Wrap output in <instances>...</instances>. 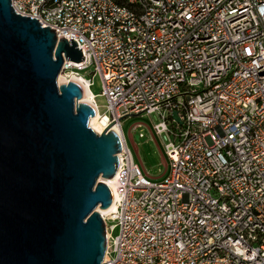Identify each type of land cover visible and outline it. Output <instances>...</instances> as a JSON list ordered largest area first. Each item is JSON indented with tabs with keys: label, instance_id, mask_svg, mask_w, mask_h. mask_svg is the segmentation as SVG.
<instances>
[{
	"label": "built area",
	"instance_id": "2783aa9c",
	"mask_svg": "<svg viewBox=\"0 0 264 264\" xmlns=\"http://www.w3.org/2000/svg\"><path fill=\"white\" fill-rule=\"evenodd\" d=\"M12 4L59 40H76L85 59L65 58L61 74L89 89L82 72L99 75L106 111L95 94L91 105L121 129L105 261L264 264V0ZM134 114L154 115L153 136H173L160 181L129 146L122 120Z\"/></svg>",
	"mask_w": 264,
	"mask_h": 264
},
{
	"label": "water",
	"instance_id": "95a60500",
	"mask_svg": "<svg viewBox=\"0 0 264 264\" xmlns=\"http://www.w3.org/2000/svg\"><path fill=\"white\" fill-rule=\"evenodd\" d=\"M81 49L0 0V264H108L99 208L123 145L114 124L92 129L78 83H59Z\"/></svg>",
	"mask_w": 264,
	"mask_h": 264
},
{
	"label": "rangeland",
	"instance_id": "374dc122",
	"mask_svg": "<svg viewBox=\"0 0 264 264\" xmlns=\"http://www.w3.org/2000/svg\"><path fill=\"white\" fill-rule=\"evenodd\" d=\"M87 79H91L93 84L91 85V91L96 95V101L99 105V110L103 113L106 111V98L102 96L103 84L99 75H93L91 71L82 72ZM159 122L155 119L154 115H138L126 117L122 120V127L125 135L128 138V143L131 150L134 153L135 160L140 163L144 172L148 173L149 177L153 180L160 181L164 178L166 172V161L162 154L166 150V144L173 141V136L163 134L162 136L156 134L153 136L149 126L154 127V124ZM142 123L139 128L133 131L135 135V141L131 138V127L134 124ZM143 132L144 137L138 138L137 136ZM167 154V153H166ZM111 221L109 224H113ZM120 229L116 227L112 231L113 239L118 236ZM112 257H115V253L112 250Z\"/></svg>",
	"mask_w": 264,
	"mask_h": 264
},
{
	"label": "bare ground",
	"instance_id": "6f19581e",
	"mask_svg": "<svg viewBox=\"0 0 264 264\" xmlns=\"http://www.w3.org/2000/svg\"><path fill=\"white\" fill-rule=\"evenodd\" d=\"M70 80L78 83L82 87L84 95H83V98L81 99V101L85 102V103H88V104H94V101H93L94 100V93L89 89L88 81H86L83 78H80V77H78L76 75H72V77L69 78L65 74H61L60 77H59V83L60 84L68 83ZM90 126L98 134L103 133L106 130V128H107L105 126V123L103 121H101V118H100L98 113L95 116L91 117ZM112 130L115 131L116 133L117 132H121V129H120L118 124L113 125L112 126ZM105 182L108 185L110 184L113 187L114 186V182H115V177L110 178V179H105ZM114 208H115V204H112L107 209L99 208V211L101 212L102 215H107L110 212H112L114 210Z\"/></svg>",
	"mask_w": 264,
	"mask_h": 264
}]
</instances>
